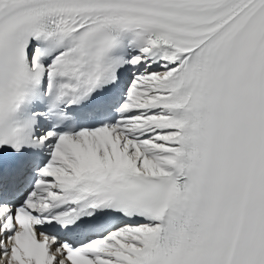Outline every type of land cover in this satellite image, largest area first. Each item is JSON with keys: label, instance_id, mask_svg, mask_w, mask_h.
Masks as SVG:
<instances>
[{"label": "snow or ice", "instance_id": "6c2138e0", "mask_svg": "<svg viewBox=\"0 0 264 264\" xmlns=\"http://www.w3.org/2000/svg\"><path fill=\"white\" fill-rule=\"evenodd\" d=\"M0 264H264V0H0Z\"/></svg>", "mask_w": 264, "mask_h": 264}]
</instances>
